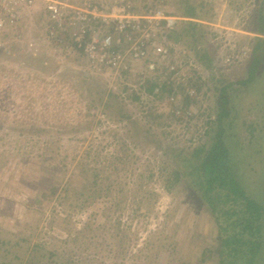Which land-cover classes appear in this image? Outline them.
Wrapping results in <instances>:
<instances>
[{"label":"rangeland","instance_id":"rangeland-1","mask_svg":"<svg viewBox=\"0 0 264 264\" xmlns=\"http://www.w3.org/2000/svg\"><path fill=\"white\" fill-rule=\"evenodd\" d=\"M1 1L0 264H216L217 223L173 173L174 156L212 135L225 86L226 141L249 162L246 185L263 187L264 61L238 81L264 0H130L142 14L180 17L172 30L200 26L180 30L188 56L170 38L163 63L125 72L89 66L72 48L76 25L60 34L42 0L14 20ZM188 4L198 17L181 15Z\"/></svg>","mask_w":264,"mask_h":264},{"label":"trees","instance_id":"trees-1","mask_svg":"<svg viewBox=\"0 0 264 264\" xmlns=\"http://www.w3.org/2000/svg\"><path fill=\"white\" fill-rule=\"evenodd\" d=\"M190 4V0H181ZM188 4L181 15L184 17H198L199 13ZM257 35L254 39L252 53L255 54L246 70L247 77L238 81L245 84L254 80L256 73L262 70L264 61V18L259 16ZM182 27L172 30L169 39L184 44L185 55L192 50L191 41L184 38L182 31L194 30L200 26L198 22L186 20L181 22ZM182 30V31H180ZM184 33V34H183ZM172 50V47H169ZM194 49V48H193ZM261 53L258 55V52ZM196 55L203 65H208L205 58L209 59L206 52L201 53L196 49ZM84 78H88L84 72ZM264 85V83H263ZM154 87V86H153ZM153 87L148 88L149 91ZM228 88V87H227ZM166 85L164 86V90ZM226 87L222 88L223 106L220 108L213 121L212 135L206 142L196 146L193 151L178 152L174 160L180 162V167L174 169V174L180 180L187 178V183L194 194L205 204L208 211L214 216L218 226V262L216 264H264V184L262 188L247 183L249 163L234 157L235 150L226 141L229 132L226 128L233 125L225 119L230 117V110L226 107L229 101ZM234 120L236 119L233 116ZM245 159V157H243ZM247 167V168H246ZM250 184V185H249ZM252 185V186H251Z\"/></svg>","mask_w":264,"mask_h":264},{"label":"built area","instance_id":"built-area-1","mask_svg":"<svg viewBox=\"0 0 264 264\" xmlns=\"http://www.w3.org/2000/svg\"><path fill=\"white\" fill-rule=\"evenodd\" d=\"M38 0H3L14 20L19 6L34 5ZM43 9L55 30L65 31L76 25L72 48L81 50L87 64L95 70L132 71L139 64L156 68L170 52L169 33L177 26L178 16L162 15L161 10L142 14L130 0H115L101 6L92 0L72 4L67 0H42ZM0 17V26L3 24ZM53 32V31H52ZM169 45H168V44ZM182 64H169L178 70ZM143 86V80L140 81ZM145 95V94H144Z\"/></svg>","mask_w":264,"mask_h":264},{"label":"crops","instance_id":"crops-1","mask_svg":"<svg viewBox=\"0 0 264 264\" xmlns=\"http://www.w3.org/2000/svg\"><path fill=\"white\" fill-rule=\"evenodd\" d=\"M115 0H111L110 2V4H112V2H114ZM135 1V0H134ZM70 2H74L73 0H71ZM74 4H76L75 2H74Z\"/></svg>","mask_w":264,"mask_h":264},{"label":"bare ground","instance_id":"bare-ground-1","mask_svg":"<svg viewBox=\"0 0 264 264\" xmlns=\"http://www.w3.org/2000/svg\"><path fill=\"white\" fill-rule=\"evenodd\" d=\"M180 49V48H179ZM176 52V51H175ZM139 75V74H138ZM110 84V83H109ZM114 84V83H113ZM108 85V84H107ZM119 87V86H118ZM112 90V89H111Z\"/></svg>","mask_w":264,"mask_h":264}]
</instances>
